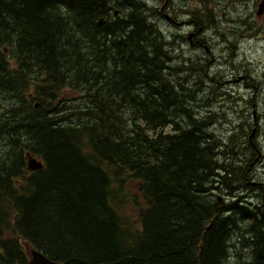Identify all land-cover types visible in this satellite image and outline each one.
<instances>
[{"label":"trees","instance_id":"16d2710c","mask_svg":"<svg viewBox=\"0 0 264 264\" xmlns=\"http://www.w3.org/2000/svg\"><path fill=\"white\" fill-rule=\"evenodd\" d=\"M150 11L0 0V264H29L26 245L61 264H264L261 129L254 147L249 122L221 138L225 112L193 113L206 70L185 41L165 50Z\"/></svg>","mask_w":264,"mask_h":264},{"label":"flooded vegetation","instance_id":"af4514ba","mask_svg":"<svg viewBox=\"0 0 264 264\" xmlns=\"http://www.w3.org/2000/svg\"><path fill=\"white\" fill-rule=\"evenodd\" d=\"M145 2L143 0H139ZM262 0H163L162 8L160 5H155L156 10L153 11L154 16L151 15V12L148 13L149 18L153 24H156L157 27L162 32L165 39V50L167 51L171 47H176L182 41L189 46L187 48V55L184 56L188 58L194 56V61L198 62L196 64L197 69L206 70L205 79L207 81H200L201 88L202 85L211 86V83L215 85L217 92L222 96L220 90L226 82L232 81V74H235L237 70L234 65H232L231 60L228 62L233 67H230V74L224 70H214L216 65L217 58L215 57L214 51L210 47V41L219 40L222 41L226 46V50L231 51V58L235 57V46L231 45V39L240 38V39H250L252 37L253 30L252 27V6L258 8ZM157 12V14H155ZM255 16L258 17L257 11ZM161 22L163 23L161 25ZM230 43V44H229ZM196 51V52H194ZM201 51H204L206 56L212 57L206 58L205 56L200 55ZM176 58L180 59L177 56ZM167 57V73L170 76V63L168 62ZM201 71V72H202ZM196 72L192 73L190 78H187L186 81L192 80L193 83L199 79L196 77ZM174 83L178 90L181 86H185L186 83L183 82L181 78H173ZM215 80V81H214ZM236 80V79H235ZM248 80L251 82L249 83ZM258 81L253 76H245V81L247 86H255V82ZM223 81V82H222ZM225 89V88H224ZM228 92L225 91L224 96L226 99H234L227 97ZM241 104V103H240ZM245 104L258 105L257 99L245 100ZM264 120V119H263ZM261 119V156L257 153L256 163L255 161L251 162V168H254L260 164L264 167V123ZM258 157H260L258 159ZM258 164V165H257ZM255 182V185L252 187L257 191V193L262 189Z\"/></svg>","mask_w":264,"mask_h":264},{"label":"rangeland","instance_id":"374dc122","mask_svg":"<svg viewBox=\"0 0 264 264\" xmlns=\"http://www.w3.org/2000/svg\"><path fill=\"white\" fill-rule=\"evenodd\" d=\"M145 1V0H143ZM149 2L150 6L154 7L155 5H160L162 8L163 0H146ZM145 1V2H146ZM256 7L252 6V27L255 28L252 33V37L250 39H240L234 38L231 39V45L235 46V57L231 58V51L226 50V46L222 41L215 40L210 41L209 45L214 51L215 57L217 58L216 65L214 66V70H224L227 75L230 74V67L233 68L228 62L231 60L232 65L236 67L237 70L235 74H232V81L226 82V85L222 87L220 92L222 96L214 94V87L202 85V88L194 89L193 97H189L188 100L192 104L193 113L199 116H205L207 113L218 112V113H226L227 120L217 121L216 125L212 127V132H214L219 137H229L232 134L233 129L239 124L245 125L249 122L251 125L256 123V119L259 123V127L261 128V119H264V15L263 18H259V16H255ZM151 15L154 16L153 11H150ZM144 13V11H143ZM149 23L151 19L148 17ZM163 23L161 22V25ZM229 43V44H230ZM196 52V51H194ZM188 53L191 54L189 51ZM202 56L206 58L212 59V57L206 56L204 51H201ZM245 76H253L258 81L255 82V86H247L245 81ZM263 76V77H262ZM236 79V80H235ZM189 80V79H188ZM215 81V80H214ZM188 82V81H187ZM186 82V83H187ZM223 82V81H222ZM249 83H251L248 80ZM262 83V84H261ZM186 87V84L185 86ZM183 87V88H184ZM262 87V88H261ZM225 88V89H224ZM217 90V89H216ZM228 92L229 95L227 97L232 96V99H226L224 93ZM183 96L187 95L183 90L181 91ZM190 93H193L190 91ZM65 97H70V92L66 91ZM183 99H187L182 97ZM180 97V100H182ZM257 99V109L256 118L254 115L253 104H250V108L246 106L245 100ZM241 103V104H240ZM264 123V120H263ZM167 131H171V128H167ZM250 136L252 132H249ZM259 141V142H258ZM257 143L261 144V136L256 140ZM261 156V155H260ZM260 157H258L259 159ZM257 162L256 159L254 160ZM254 172L252 174V182H250V186L255 185L254 182H259L264 185V167L262 164L258 165V167H254ZM251 193V197L249 200L254 204H261V197L259 198L260 193L254 194ZM262 194V193H261ZM214 223L208 229L213 227ZM26 240L20 238V242L24 245ZM240 252V251H239ZM246 262L250 260L246 259Z\"/></svg>","mask_w":264,"mask_h":264},{"label":"water","instance_id":"95a60500","mask_svg":"<svg viewBox=\"0 0 264 264\" xmlns=\"http://www.w3.org/2000/svg\"><path fill=\"white\" fill-rule=\"evenodd\" d=\"M263 15H264V1L260 5V9L258 11V16L259 17H261ZM103 23H104V19H101L99 24L102 25ZM254 115H255V118H256V111L254 112ZM255 121H256V123L258 122L257 119ZM257 131H258V128H255L254 132H253V134L251 136V139H253V137L257 133ZM28 163H29V169L32 172H36V171H39V170L43 169V164L40 161H38L37 159L33 158V157L29 156ZM219 201H223V197H220ZM211 225L209 226V228L211 227ZM30 264H60V263L52 261L51 259H49L48 257H46L44 254H42L39 251L33 250L31 252Z\"/></svg>","mask_w":264,"mask_h":264},{"label":"bare ground","instance_id":"6f19581e","mask_svg":"<svg viewBox=\"0 0 264 264\" xmlns=\"http://www.w3.org/2000/svg\"><path fill=\"white\" fill-rule=\"evenodd\" d=\"M146 1V0H145ZM147 6V5H146ZM116 14L118 15V12H116ZM114 19V18H113ZM182 43L183 42H180L179 44H178V46H177V50L176 51H181V52H183V49L181 48V45H182ZM263 77V76H262ZM256 81V80H255ZM264 81V80H263ZM262 84V83H261ZM262 88V87H261ZM257 105V104H256ZM16 108V107H15ZM259 142V141H258ZM259 145V144H258ZM258 165V164H257ZM12 166V165H11ZM258 167V166H257ZM228 194V193H227ZM226 194V195H227ZM229 195V194H228ZM232 196V195H231ZM233 196H235V194L233 195ZM227 198V197H226ZM232 200V199H231ZM234 200V199H233ZM245 201V200H244ZM247 201V200H246ZM245 201V202H246ZM248 202H250V201H248ZM248 202H246V203H248ZM246 205V204H245ZM251 205V204H250Z\"/></svg>","mask_w":264,"mask_h":264}]
</instances>
